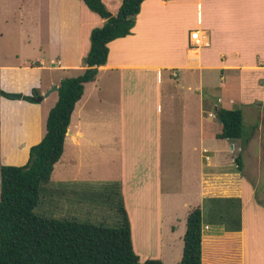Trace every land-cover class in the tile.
Listing matches in <instances>:
<instances>
[{
  "label": "crops",
  "instance_id": "obj_1",
  "mask_svg": "<svg viewBox=\"0 0 264 264\" xmlns=\"http://www.w3.org/2000/svg\"><path fill=\"white\" fill-rule=\"evenodd\" d=\"M103 2L112 14H117L122 5V0ZM170 7H178V10L168 11ZM13 10L19 12V18L14 17ZM159 10L166 15L157 14ZM2 18L9 22L20 19L21 24L31 21L32 28L25 29L19 39L27 49L41 48L45 39L39 36L46 34L49 48L57 52L51 65H47L45 57L39 55L33 60L32 54H9L0 46V163L1 166L24 165L30 158L31 147L46 133V121L58 100V91L51 92L39 102L8 97L1 91L23 95L38 88L39 95L45 94L53 86H59L64 77L53 78L51 75L45 79L43 71L61 69L75 71L76 75L83 73L87 68L83 58L91 47V31L102 26L105 19L90 10L82 0H0ZM42 19H46V24ZM40 25L46 29L37 33L35 28ZM160 28L168 33L171 42H178L185 57L160 63H135L121 58L124 50L134 48L135 51L143 41L153 38H150L151 32ZM195 30L201 32V45L191 43V33ZM263 33L264 0H144L132 33L109 42L107 63L98 67L95 80L85 84L83 96L71 115L63 155L55 164L52 177L55 176L59 183H87L98 175L86 163L85 148H119L122 159H116L121 162L122 171L126 161L134 166L128 175L122 172L117 177L122 179L124 188L126 185L128 190L131 189L135 199L148 186L154 194L157 193L153 199L158 204L157 233L150 234L143 224L142 234L139 227L140 235L135 237L131 226L134 250L140 261L159 258L163 264H180L184 250L186 221L181 226L172 225L176 215L173 196L169 191H163L161 184L163 117L168 116L167 122L174 121V102L178 98L172 93L163 97V71L184 68L196 77V83L190 82L188 89L192 91L194 88L200 93L198 114L209 124L214 123L215 115L208 110L210 103L205 102V91L214 98L217 108V103L225 98L232 102L238 96L250 105L264 100V44L258 43ZM1 54L7 57L2 58ZM105 71L121 75L115 86L119 102L111 120L103 117L102 103L97 102L101 101L104 87L100 79ZM170 75L179 77L176 71ZM235 91L237 95H234ZM144 114L146 119H143ZM206 127L197 128L200 143L208 136L219 138L221 131L210 135ZM202 157L206 166L216 171H202V197L241 200L240 230L214 225L217 228L206 233L204 226L209 229L210 223L203 226L202 264H251L252 242L260 243L264 263V199L257 195L253 179L242 173L243 169L236 172L223 170L224 166L211 149L205 147ZM139 163L145 166L142 171L138 169L133 173ZM139 204L140 199L135 202V205ZM184 207H187L185 202ZM165 210L170 215L167 223L162 221Z\"/></svg>",
  "mask_w": 264,
  "mask_h": 264
},
{
  "label": "rangeland",
  "instance_id": "obj_2",
  "mask_svg": "<svg viewBox=\"0 0 264 264\" xmlns=\"http://www.w3.org/2000/svg\"><path fill=\"white\" fill-rule=\"evenodd\" d=\"M176 9L178 10V7H170L168 11H175ZM12 14H16L14 17L19 18V12L13 10ZM157 14L166 15L165 12L160 10ZM44 20L46 24V19ZM44 20L42 19L43 22ZM26 22L23 21L21 24L20 19L12 20L11 22L7 21V19H0V30L2 31V35H0L1 49L4 52H10L9 54L17 53L18 55L22 54V56L24 52L32 54L34 55L33 60L40 55V57H45L47 65H51V60L55 58V53L57 52H55L54 48H49L46 34L39 36L45 39L41 48L35 50L32 48L27 49L24 44L21 45L19 43V39L23 37V31L32 28L30 25L31 21L28 24ZM44 29L46 27L40 25L38 29L35 28V31L38 33L40 30V33H42ZM167 34L164 33V29H157V31L149 34L150 38H153L143 41L135 51L134 48L124 50L120 56L122 59L135 63H147L150 61L160 63L170 58V61H175L185 57L184 50L179 49L178 42L177 44H175L176 42H171ZM259 37H261L258 42L259 45L264 44V33ZM1 57L7 56L1 54ZM12 58L14 59V57ZM173 71L178 72L179 77L170 75ZM76 73L75 71H64L61 69L43 71L45 79H48L51 75L55 78V76L60 75H63V77H76L82 74L79 72L80 74L76 75ZM120 76L119 73L113 71H105V73L101 74L100 82L104 88L100 95L101 101L97 102L98 104L102 103L103 112L106 115L103 114V117L108 118V120L115 117L114 107H117L119 102L115 86ZM162 82L164 85L163 94H165L163 97L166 96V93L176 94L178 97L174 102V107H176V113L173 116L174 121L167 122L168 116L163 117V145L161 148V184L163 191H169V195L170 193L172 194V199L174 200L173 209L176 213L174 215L175 220L172 219V225L175 223L181 226L186 221L188 211L198 206L203 210V226L206 222H210L214 216L211 215L209 208L212 203L204 201L205 198L201 195L203 192L201 174L203 175V172H216L215 169L206 166V160L202 157L205 147L215 151L220 160V165L224 166L222 169L230 172L231 170L239 171L237 158L241 157L243 162L242 173L245 172L249 178L253 179L257 188V195L264 199V100H257L251 105L239 99L238 96L232 102L226 98L223 101L221 100L217 103L219 107L242 109L244 136L236 140L208 136L203 143H200L199 138L196 136L197 128L207 126L206 132L211 133L210 135L222 130L218 118L219 107L217 108L216 101L206 91L203 93L205 102L210 103L208 110H211L215 115L214 123L209 124V121L204 116L201 117L198 114L197 107L200 93L194 88L192 91L188 89L190 82L192 84L196 83V77L191 76V72L184 68L165 70L162 74ZM236 87L238 89V86ZM37 90L39 89L37 88ZM17 95L21 96L22 94ZM234 95H237V91L234 92ZM181 96L182 98H180ZM146 118V114H144L143 119ZM256 125L257 127H255ZM187 133L189 136H187ZM247 140L250 143H247ZM85 149L86 163L90 166V170L101 176V179L97 176L95 177L96 179H91L87 183L73 184L71 182L59 183L54 176L50 182L42 184L40 202L35 211L60 219H77L109 227H117L123 218L122 210L125 209L131 226L134 228L135 237L136 235L139 236L140 233L142 234L141 228L143 224L150 231V234H153V232L156 234L159 224L158 204L153 199H155L157 193L154 194L152 189H149L150 186H148L142 192L143 194L138 199H135L134 194L131 192L132 190H128L126 185L124 188L122 179L117 178L120 177L122 172L124 175H128L129 171L131 172L134 167H132V163L126 161V166L122 171V164L116 159V157L122 159L119 148V151L112 146H92ZM211 158L213 159L214 156L212 155ZM143 165L145 166V164L139 163L138 167L135 166L133 173L138 172V169L142 171ZM87 169L88 167L86 171ZM139 199L140 204L137 206L135 202H138ZM184 202L187 203L186 208L184 207ZM169 216L168 211L165 210L162 218L163 223H167ZM139 227L141 232L138 235ZM216 228L217 226L210 224L209 229L204 226V232H212ZM260 253V243L252 242L251 264H264ZM168 264L172 263L168 262Z\"/></svg>",
  "mask_w": 264,
  "mask_h": 264
},
{
  "label": "trees",
  "instance_id": "obj_3",
  "mask_svg": "<svg viewBox=\"0 0 264 264\" xmlns=\"http://www.w3.org/2000/svg\"><path fill=\"white\" fill-rule=\"evenodd\" d=\"M82 1L105 19L102 26L91 31V47L83 58L87 68L76 77H64L60 81L58 100L46 121V133L31 147L28 162L0 167V264H163L159 258L140 261L125 209L117 227L60 219L35 211L42 184L50 182L55 164L63 155L71 115L83 96L85 84L95 80L98 67L107 63L109 42L132 33L144 0H122L117 14H112L103 0ZM1 94L10 96L5 91ZM38 96L39 90L34 88L31 94L16 97L39 102ZM218 118L222 126L219 138L236 140L244 136L241 108L221 107ZM237 162L242 170L241 157ZM204 201L212 203L209 208L214 215L207 223L225 225L227 230L241 229L240 199L205 198ZM203 224L200 206L189 211L180 264H202Z\"/></svg>",
  "mask_w": 264,
  "mask_h": 264
},
{
  "label": "built area",
  "instance_id": "obj_4",
  "mask_svg": "<svg viewBox=\"0 0 264 264\" xmlns=\"http://www.w3.org/2000/svg\"><path fill=\"white\" fill-rule=\"evenodd\" d=\"M191 43L194 46L202 44V35L199 30L192 31L191 33Z\"/></svg>",
  "mask_w": 264,
  "mask_h": 264
},
{
  "label": "water",
  "instance_id": "obj_5",
  "mask_svg": "<svg viewBox=\"0 0 264 264\" xmlns=\"http://www.w3.org/2000/svg\"><path fill=\"white\" fill-rule=\"evenodd\" d=\"M59 86H53L52 88H50L45 94H40L38 96V100L41 101L43 100L46 96H48L51 92L53 91H58ZM11 97H16L17 94H10Z\"/></svg>",
  "mask_w": 264,
  "mask_h": 264
}]
</instances>
